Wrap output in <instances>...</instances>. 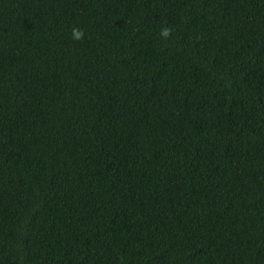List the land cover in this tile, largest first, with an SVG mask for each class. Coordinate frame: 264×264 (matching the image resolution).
Listing matches in <instances>:
<instances>
[{"label": "trees", "instance_id": "1", "mask_svg": "<svg viewBox=\"0 0 264 264\" xmlns=\"http://www.w3.org/2000/svg\"><path fill=\"white\" fill-rule=\"evenodd\" d=\"M0 264H264V0H0Z\"/></svg>", "mask_w": 264, "mask_h": 264}, {"label": "clouds", "instance_id": "2", "mask_svg": "<svg viewBox=\"0 0 264 264\" xmlns=\"http://www.w3.org/2000/svg\"><path fill=\"white\" fill-rule=\"evenodd\" d=\"M73 35H74V37H75L76 39H79L80 36L82 35V33H80L79 31L74 30V31H73Z\"/></svg>", "mask_w": 264, "mask_h": 264}]
</instances>
